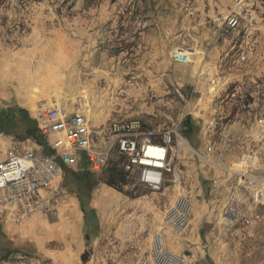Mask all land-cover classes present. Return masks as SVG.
Wrapping results in <instances>:
<instances>
[{
    "label": "rangeland",
    "instance_id": "rangeland-1",
    "mask_svg": "<svg viewBox=\"0 0 264 264\" xmlns=\"http://www.w3.org/2000/svg\"><path fill=\"white\" fill-rule=\"evenodd\" d=\"M236 6L235 0H0V114L21 105L32 117L39 102L70 105L81 95L95 127L131 119L155 140L174 128L183 138L175 145L177 185L161 194L130 182L120 191L105 184L94 189L101 191L98 221L86 227L83 248L75 219L63 225L69 210L80 212L63 177L55 185L63 206L58 218L11 219V232V216L0 206V264H153L157 233L180 264H214L206 225L192 229L197 205L216 221L217 260L254 264L264 255L245 234L264 207L238 187L244 156H257L264 176L257 143L264 118V0ZM234 13L240 26L228 30ZM177 48L190 50L191 64L173 62ZM186 118L195 125L190 140L183 135ZM18 146L40 148L0 133V160ZM178 197L192 209L181 232L164 224ZM262 237L264 246V229Z\"/></svg>",
    "mask_w": 264,
    "mask_h": 264
},
{
    "label": "built area",
    "instance_id": "built-area-1",
    "mask_svg": "<svg viewBox=\"0 0 264 264\" xmlns=\"http://www.w3.org/2000/svg\"><path fill=\"white\" fill-rule=\"evenodd\" d=\"M235 1L242 5L245 0ZM226 21L228 30L240 26L235 13ZM188 51L174 49L173 62L191 64ZM30 112L52 154H44L41 147L34 150L18 146L0 160V206L13 213L16 223L36 215L58 218L60 188L55 185L62 180L64 167L78 170L82 162L96 175L112 165L120 168L130 185L155 194H161L180 181L174 164L177 158L175 145L183 138L175 128L163 131L159 134L160 140H155L154 134L139 120L113 119L95 127L81 95L70 105L53 101L43 106L39 102ZM257 143L264 151V118L258 123ZM259 166L257 156H244L238 187L256 206L264 207V176L258 175ZM191 210L189 199L178 197L165 211V226L176 232L184 231L190 224ZM150 259L153 264H180L178 256L165 246L161 233L152 239Z\"/></svg>",
    "mask_w": 264,
    "mask_h": 264
},
{
    "label": "trees",
    "instance_id": "trees-1",
    "mask_svg": "<svg viewBox=\"0 0 264 264\" xmlns=\"http://www.w3.org/2000/svg\"><path fill=\"white\" fill-rule=\"evenodd\" d=\"M182 127L183 135L186 139L190 140L195 132L194 123L190 118H186L182 123ZM0 133L13 137L19 142L33 140L43 149L44 154H52L45 139L39 134L36 122L30 117L28 111L24 109L13 108L7 113H1ZM63 171L64 187L79 200L87 227L89 223H96L98 221L96 211L89 209L94 189L100 184H105L110 188L120 191L129 182L123 170L113 165L99 176L89 171L85 162L81 163L78 170L64 167ZM86 239H88V236ZM83 258H85V255ZM83 261L86 260L83 259Z\"/></svg>",
    "mask_w": 264,
    "mask_h": 264
},
{
    "label": "crops",
    "instance_id": "crops-1",
    "mask_svg": "<svg viewBox=\"0 0 264 264\" xmlns=\"http://www.w3.org/2000/svg\"><path fill=\"white\" fill-rule=\"evenodd\" d=\"M15 109H24L26 110V108L22 107L21 105L20 106H16ZM30 111H33L31 108H30ZM32 118V117H31ZM31 141L33 140H28V141H25V142H22V143H31ZM26 147V146H25ZM29 148V147H27ZM100 189L99 187H97L95 190H98ZM101 194V191L99 190V192L95 191L93 192L92 194V199L90 201V204H89V209H94L96 208V203L97 201L99 200V196ZM60 204V203H59ZM59 206V205H58ZM77 207H79L80 209V212H78V210L76 212H72V210H69L71 212H68L67 211V208L64 207V210L65 213L66 211L68 213L65 214V218H64V221H63V225H69L67 224L66 222L69 220V218H73L75 219L76 221V235H77V239L79 241L78 245L79 247H82L85 246L84 242H85V239L87 238V233H86V225H85V216L81 210V205H80V202L79 200L77 199V202H76V205ZM199 205H197L193 211V221H192V229L193 231L195 232H198L200 230V228L203 227V225L205 226L206 225V231L207 233H209V237H207L208 241H209V246H206V247H209L211 248V254L210 256L212 257L213 259V262L214 264H228L226 262H223V261H220V260H217L216 258L218 257V253L215 249H217L215 247V239H216V226H215V219H212V213H211V210L206 207L204 208L203 210L200 211V209L198 208ZM59 209H62L63 206H60L58 207ZM208 208V209H207ZM6 211H8V213L10 214L11 218H9V220L7 221L8 225H9V228L7 229L8 231H13V228H14V218H13V213L8 210V209H5ZM96 211V210H95ZM78 212V213H77ZM260 214V216L262 217V219L260 220H256L254 221V223L249 227V228H246L248 229V231H245L246 233L245 234H249V235H252V238L253 241H256L259 243V246L260 248L263 250L264 249V246H262V240H263V237H262V231L264 229V215H263V212H258ZM259 216V217H260ZM214 218V217H213ZM11 219L13 221H11ZM213 225V226H212ZM213 227V228H212ZM81 231L83 233V235L81 236ZM3 232L6 234V229H3ZM244 235V234H243ZM247 235H244L245 237H247ZM81 242V243H80ZM189 245L186 244V246L184 248H187ZM190 248L194 247V246H189ZM215 247V248H214ZM175 251L177 250V252H181V250H183L181 247L180 248H177V249H174ZM212 251L214 253H212ZM254 264H264V255L262 256H259L258 259L255 260Z\"/></svg>",
    "mask_w": 264,
    "mask_h": 264
},
{
    "label": "bare ground",
    "instance_id": "bare-ground-1",
    "mask_svg": "<svg viewBox=\"0 0 264 264\" xmlns=\"http://www.w3.org/2000/svg\"><path fill=\"white\" fill-rule=\"evenodd\" d=\"M241 3V2H240ZM239 6H241V5H237L236 6V8H239ZM189 52V51H188ZM190 53V52H189ZM190 55H191V53H190ZM192 56V55H191ZM83 100H85V107L86 108H88L89 107V103H88V99L86 98V97H84L83 98ZM181 142V141H180ZM183 143V142H182ZM102 194H103V192H102ZM77 211V209H75V211L74 212H76ZM78 213V212H77Z\"/></svg>",
    "mask_w": 264,
    "mask_h": 264
}]
</instances>
